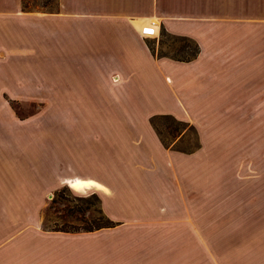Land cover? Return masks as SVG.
Wrapping results in <instances>:
<instances>
[{"label": "crops", "instance_id": "crops-1", "mask_svg": "<svg viewBox=\"0 0 264 264\" xmlns=\"http://www.w3.org/2000/svg\"><path fill=\"white\" fill-rule=\"evenodd\" d=\"M183 3L180 36L197 53L173 61L155 59L141 45L152 35L149 28L142 35L151 26L147 19L161 20L143 10V0H54L53 13L36 15L19 11L22 0H0L11 8L0 16L52 21L53 32L36 36L40 44L52 41L54 63L68 58L69 64L17 63L12 55L27 57L34 48H11L7 80L15 66L33 73L34 82L66 72L67 106L105 108L107 92L119 94L115 101L122 93L145 96L147 111L170 113L196 135V148L176 153L188 158V169L179 168L172 184L144 204L154 208L153 216L140 215L154 223L151 246L104 248V259L58 264H264V0ZM176 21L166 17L161 24L171 28ZM65 135L73 137L71 128ZM99 138L103 133L95 131L88 139ZM75 178L92 179L63 183Z\"/></svg>", "mask_w": 264, "mask_h": 264}, {"label": "rangeland", "instance_id": "rangeland-1", "mask_svg": "<svg viewBox=\"0 0 264 264\" xmlns=\"http://www.w3.org/2000/svg\"><path fill=\"white\" fill-rule=\"evenodd\" d=\"M183 1L143 0L145 12L161 16L159 34L151 31L141 40L155 59L176 61L194 53V45L180 36ZM19 11L53 13L54 0H22ZM166 17L178 21L169 28L161 24ZM152 19H147L151 25ZM53 29L48 20L32 17L22 23L0 16V264L104 259V248L151 246L154 223L140 215L153 216L154 208L144 204L172 184L179 168L188 169V158L177 151L196 148L194 131L170 113L147 111L151 106L145 96L122 93L121 101H115L119 94L107 92L105 108L70 107L66 72L43 74L41 82H34L33 73L15 66L12 80H7L10 58L69 66L68 58L54 63L52 41L40 44L36 36ZM11 48L34 49L27 57L9 58ZM149 69L142 64L141 71ZM70 128L69 139L65 134ZM95 131L104 138L88 139ZM74 176L109 187L106 192H74L63 183Z\"/></svg>", "mask_w": 264, "mask_h": 264}, {"label": "bare ground", "instance_id": "bare-ground-1", "mask_svg": "<svg viewBox=\"0 0 264 264\" xmlns=\"http://www.w3.org/2000/svg\"><path fill=\"white\" fill-rule=\"evenodd\" d=\"M65 184L71 188L74 192L85 193L89 190H100L101 192H106V188L99 184L97 181L92 179H81L75 178L74 180H68Z\"/></svg>", "mask_w": 264, "mask_h": 264}, {"label": "trees", "instance_id": "trees-1", "mask_svg": "<svg viewBox=\"0 0 264 264\" xmlns=\"http://www.w3.org/2000/svg\"><path fill=\"white\" fill-rule=\"evenodd\" d=\"M148 28L150 29V31H155V33H156V31H157V29H155V27L154 26H148ZM142 32H144V29L142 30ZM195 53H197V47L196 46H194V53H192V56L191 57H194L195 56ZM177 61H182L181 59H179V60H177ZM97 228H99V227H94V229H97ZM101 228V227H100ZM91 229H85L84 231H90Z\"/></svg>", "mask_w": 264, "mask_h": 264}]
</instances>
